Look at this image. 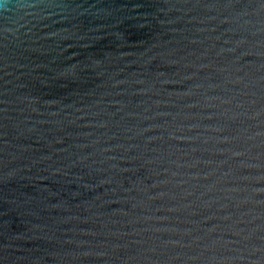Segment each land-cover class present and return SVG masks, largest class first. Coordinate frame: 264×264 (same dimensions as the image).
Instances as JSON below:
<instances>
[{
    "label": "water",
    "instance_id": "water-1",
    "mask_svg": "<svg viewBox=\"0 0 264 264\" xmlns=\"http://www.w3.org/2000/svg\"><path fill=\"white\" fill-rule=\"evenodd\" d=\"M0 264H264V0H0Z\"/></svg>",
    "mask_w": 264,
    "mask_h": 264
}]
</instances>
